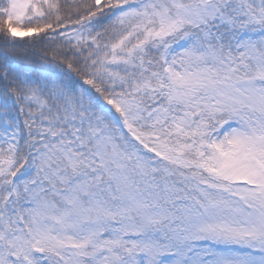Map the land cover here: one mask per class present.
Segmentation results:
<instances>
[{
  "label": "snow or ice",
  "instance_id": "6c2138e0",
  "mask_svg": "<svg viewBox=\"0 0 264 264\" xmlns=\"http://www.w3.org/2000/svg\"><path fill=\"white\" fill-rule=\"evenodd\" d=\"M0 264H264V0H0Z\"/></svg>",
  "mask_w": 264,
  "mask_h": 264
}]
</instances>
